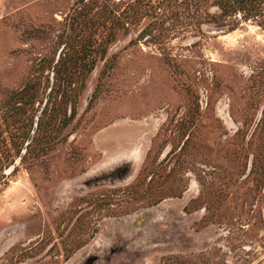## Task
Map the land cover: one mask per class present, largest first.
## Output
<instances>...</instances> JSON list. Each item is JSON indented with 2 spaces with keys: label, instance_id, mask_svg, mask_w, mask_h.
Segmentation results:
<instances>
[{
  "label": "rangeland",
  "instance_id": "obj_1",
  "mask_svg": "<svg viewBox=\"0 0 264 264\" xmlns=\"http://www.w3.org/2000/svg\"><path fill=\"white\" fill-rule=\"evenodd\" d=\"M228 1L0 0V264H264V0Z\"/></svg>",
  "mask_w": 264,
  "mask_h": 264
},
{
  "label": "trees",
  "instance_id": "obj_2",
  "mask_svg": "<svg viewBox=\"0 0 264 264\" xmlns=\"http://www.w3.org/2000/svg\"><path fill=\"white\" fill-rule=\"evenodd\" d=\"M227 5H229V6H227L228 8H232V10L235 12L236 11L242 12V11L248 10V11H253L255 13L258 11V8L260 7L259 0H229ZM108 40H109V38H107V40H105V42H101V41L97 42L96 40L92 41L90 39L86 41V44L84 45L85 54H83L82 60L84 61V64L87 68V71H90L91 69H93L94 63L96 61V57H95L96 52H100L101 56L106 53V44H107ZM97 48H98V50H95ZM28 98L31 99L30 95L27 96L25 101L21 100V102H20V103H22L21 106L23 104H29L30 103ZM73 116H74V109L72 110L69 117H73ZM1 142H3V139L0 138V144H1ZM9 152L10 151L5 150L4 157L2 158L0 156V170L3 166V161H6L8 159ZM5 178H6V175L0 172V185L2 184V182L4 181Z\"/></svg>",
  "mask_w": 264,
  "mask_h": 264
},
{
  "label": "water",
  "instance_id": "obj_3",
  "mask_svg": "<svg viewBox=\"0 0 264 264\" xmlns=\"http://www.w3.org/2000/svg\"><path fill=\"white\" fill-rule=\"evenodd\" d=\"M14 168V165L11 167V169H13Z\"/></svg>",
  "mask_w": 264,
  "mask_h": 264
}]
</instances>
